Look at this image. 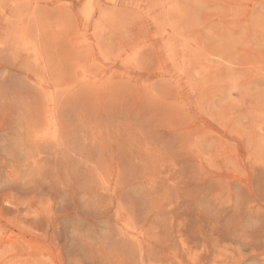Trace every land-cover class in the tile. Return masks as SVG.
I'll return each instance as SVG.
<instances>
[{"label": "rangeland", "instance_id": "1", "mask_svg": "<svg viewBox=\"0 0 264 264\" xmlns=\"http://www.w3.org/2000/svg\"><path fill=\"white\" fill-rule=\"evenodd\" d=\"M140 259L264 264V0H0V264Z\"/></svg>", "mask_w": 264, "mask_h": 264}, {"label": "bare ground", "instance_id": "2", "mask_svg": "<svg viewBox=\"0 0 264 264\" xmlns=\"http://www.w3.org/2000/svg\"><path fill=\"white\" fill-rule=\"evenodd\" d=\"M49 24V23H48ZM15 26H17V25H15ZM60 27V26H59ZM21 34H23V33H21ZM24 35V34H23ZM12 36V35H11ZM19 39L20 38H18V41H19ZM22 43L24 42L23 40L21 41ZM28 42V41H27ZM26 43V42H25ZM23 45H24V43H23ZM31 54H33V53H31ZM35 54H33V56H34ZM35 59V58H34ZM35 63V62H34ZM85 72V71H84ZM42 76V75H41ZM18 119V118H17ZM29 126V125H28ZM49 128V127H48ZM48 128H45V130L44 131H46ZM42 129V128H41ZM96 131V130H95ZM45 133H43V135H44ZM33 140V139H32ZM15 147V146H14ZM21 149H22V147H21ZM27 150V149H26ZM40 156V155H39ZM62 157V156H61ZM27 163V162H26ZM31 163H32V161H31ZM185 167V166H184ZM24 168V167H23ZM33 168V167H32ZM20 175V174H19ZM21 177V176H20ZM23 178V177H22ZM6 182V181H5ZM58 183V182H57ZM74 191V190H73ZM76 192V191H75ZM105 192H106V190H105ZM114 193H115V191H114ZM80 194V193H79ZM75 198V197H74ZM86 201V200H85ZM115 201H117V200H115ZM111 202V201H110ZM118 202V201H117ZM121 204V203H120ZM111 205V204H110ZM122 206V205H121ZM121 206H117L116 207V210H115V214H116V219L117 220H119L120 219V217H122L121 215H125L124 214V212L126 211V210H122L123 208L121 207ZM111 207V206H110ZM58 210V209H57ZM113 210H114V208H113ZM124 211V212H123ZM152 211V210H151ZM101 212V211H100ZM57 213V212H56ZM99 214V213H98ZM106 215V214H105ZM130 215L131 214H129V216L128 217H130ZM132 216H135V215H132ZM158 217V216H157ZM27 218V217H26ZM29 218V217H28ZM103 218H104V216H103ZM24 219V218H23ZM77 219V218H76ZM100 219V218H99ZM102 219V218H101ZM108 219V218H107ZM124 219V218H123ZM162 220V219H161ZM134 221V220H133ZM135 223V222H134ZM108 224V223H107ZM126 224V225H125ZM125 224H123V225H120L117 229H116V232H117V234H121V236L123 235V237L125 236L126 238H128V239H130V240H132L131 238H132V236L131 235H133V232H135V231H137V230H135V228L132 226V224H130V222L129 223H125ZM125 225V226H124ZM112 226H113V224H112ZM143 228V227H142ZM141 229V228H140ZM139 229V230H140ZM138 233H139V231H138ZM137 234V233H136ZM137 242H138V240H137ZM116 243V242H115ZM108 244V243H107ZM111 248V247H110ZM140 248V247H139ZM143 251V250H142ZM145 254V253H144ZM101 256V255H100ZM141 257H143V256H141ZM118 258V257H117ZM116 258V259H117ZM119 259V258H118ZM117 259V260H118ZM148 259H150V258H148ZM141 260V262H140V264H164L163 262H151V261H148V262H145L146 260H145V258H144V260L143 259H140ZM159 260H160V258H159ZM156 261V260H155ZM162 261V260H161ZM92 262V261H91Z\"/></svg>", "mask_w": 264, "mask_h": 264}]
</instances>
